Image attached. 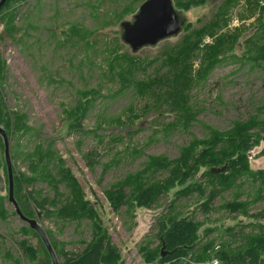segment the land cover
Returning <instances> with one entry per match:
<instances>
[{
	"label": "rangeland",
	"instance_id": "obj_1",
	"mask_svg": "<svg viewBox=\"0 0 264 264\" xmlns=\"http://www.w3.org/2000/svg\"><path fill=\"white\" fill-rule=\"evenodd\" d=\"M224 1L206 0L188 10L175 7L183 23L178 34L138 52H133L121 40L125 45L123 50L140 58L159 56L166 47L180 43L184 34L211 21ZM258 2L237 0L228 9L225 20H221L219 33L239 35L240 40L234 51L228 52L219 64L196 79L190 90L196 117L183 128L178 123L170 124L172 115L156 117L145 107L148 100L136 93L133 85L122 87L120 79L108 73L112 40L114 37L121 39L120 23L132 20L142 1L13 0L9 7L0 11V49L6 61L3 88L8 107L24 114L33 129L23 136H10L13 170L29 174L24 154L38 142L53 140V148L75 172L108 228L112 242L119 248L122 256L119 264H148L142 260L140 248L158 245L155 221L171 203L173 210L181 216H191L202 222L199 233L203 243L212 240L216 249L223 243L237 246L242 241V233H253L264 227V192L260 194L258 184L252 178L239 180L231 189L216 196L209 204V211L203 205L214 181L206 174V167L201 168L195 177L203 184L202 191L193 188L188 195L176 196L179 189L176 187L151 208L126 205L114 211L105 191L128 173L142 170L151 155L175 159L181 147L194 138L208 137L211 128L228 130L234 121L246 120L253 114L264 119V59L260 58L264 55V31L258 26L261 20L264 21L262 17L259 19L264 13L260 9L264 0ZM92 4L96 5L95 9L91 8ZM128 4L135 11L119 20L115 13ZM11 13H15L17 25L26 28L16 42L5 32L6 19ZM72 25L94 31L87 38L89 44L68 40L67 33ZM215 41L214 35H204L200 43L202 50L193 59L195 70L201 67L203 48L212 46ZM142 68V65L138 66L137 78H145L153 72L150 66L148 73L143 74ZM84 88H98L100 98L83 121L85 131L69 133L63 125L64 109L75 103L76 90ZM116 118L129 119L132 132L115 135L119 125L112 120ZM89 153L94 157L92 162L87 157ZM0 155L4 157L1 146ZM249 160L253 170L264 169V140L251 150ZM7 174V168L3 166L0 194L6 197V208L13 212L15 209L8 201ZM167 174L160 171L152 178H163ZM22 189L25 192L41 191L42 196L53 195L50 186L43 181L32 186L23 185ZM60 190L67 193L64 185ZM234 199L250 202L248 215L232 214L224 208L226 201ZM39 223L46 235L52 233L62 242L63 250L67 252H81L91 239L88 220L61 221L55 216L41 214ZM27 227L17 215L0 220V264H29L16 244L20 240L28 239L35 248H41L38 237L23 231ZM7 250L13 258L7 257ZM43 257L39 254L41 261ZM58 260L64 264L62 256ZM194 263L190 261V264Z\"/></svg>",
	"mask_w": 264,
	"mask_h": 264
},
{
	"label": "trees",
	"instance_id": "obj_2",
	"mask_svg": "<svg viewBox=\"0 0 264 264\" xmlns=\"http://www.w3.org/2000/svg\"><path fill=\"white\" fill-rule=\"evenodd\" d=\"M12 1L7 0L0 11L9 7ZM15 1L26 2L27 0ZM174 2L176 8L188 10L193 6L204 4L206 0H174ZM236 2L237 0H225L211 21L184 34L180 43L166 47L159 56L156 55L152 59L140 58L125 52L123 50L125 45L121 43V39L114 37L108 57V73L119 78L122 87L133 85L136 93L138 92L148 100L145 107L156 117L169 114L173 116L171 125L178 123L183 128L188 127L196 117L190 95L196 79L201 78L219 64L228 52L234 51L235 44L240 40L239 35L219 33L222 29L221 20H225L228 9ZM255 2L259 4L258 0ZM91 8L95 9L96 5L92 4ZM260 9L264 12V6H260ZM134 11L135 9L128 4L116 12L115 16L122 20ZM261 17L264 18V13L259 16V19ZM6 20V35L16 42L19 40L18 35L26 32V28L17 25L15 13H11ZM258 26L264 31V21L261 20ZM93 34L92 30L78 29L73 25L67 33L68 40L85 44H89L87 38ZM205 34L214 35L216 41L212 46L207 45L203 48L201 67L195 70L193 59L202 50L200 43ZM262 36L264 38V33ZM243 42L246 41L243 40ZM262 45L264 48V44ZM2 54L0 49V126L6 130L9 137L23 136L33 129L27 124L24 114L10 109L6 103L3 88L6 79V61ZM262 57L264 59V55L260 56ZM140 65L143 66V74L148 73L147 69L150 66L153 72L148 73L145 78H137ZM99 98L98 88L76 90L75 103L64 109L63 125L69 133L85 131L83 121ZM115 121L119 125L115 135L132 132L133 127L129 119L112 120V122ZM262 133H264V119H260L256 114L246 120L234 121L228 130L211 128L208 137L194 138L181 147L179 156L175 159H169L166 156H149L142 170L135 174L128 173L122 180L107 189L106 198L114 211H119L126 205L151 208L162 196L168 195L176 187H179L175 193L176 196L188 195L193 188L202 191L203 184L195 177L203 167L208 168L206 174L214 181L203 205L206 211L210 210L209 204L216 196L231 189L237 181L242 179L252 178L258 184L257 188L262 194L264 169L253 170L249 160L251 150L264 140ZM0 146L4 148L1 135ZM87 157L89 162L94 159L92 153H89ZM4 159L0 155V170L3 166L7 168ZM23 160L27 164L29 174L16 169L13 173L15 198L25 216L34 218L39 212L44 216H55L61 221L88 220L90 222L91 239L81 252L64 251L61 241L53 237L52 233L47 235L57 258L62 256L64 264H119L122 257L119 248L112 242L108 228L104 226L100 213L88 199L75 172L67 165L66 159L53 148V140L36 143L31 151L24 154ZM222 166L226 167L223 172H210L212 167ZM160 171L168 174L163 178H152ZM38 181L47 183L53 195L42 196L41 191L33 189L25 192L22 189L23 185L32 186ZM61 185L67 189L66 194L60 190ZM21 189L24 191L23 201ZM249 205L248 200L234 199L226 201L224 208L232 214L248 215ZM11 215H16V212H10L6 208V197L0 194V220L5 221ZM155 226L158 245L155 248L149 246L140 248L142 260L148 264H190V261H194V264H213V260L217 264H264V227L253 233H242V241L235 247L233 243H223L216 249L214 241L202 242L199 233L202 222L191 216H181L179 212L173 210L172 203L168 210L156 219ZM23 231L32 233L41 243L40 249L35 248L28 239L16 243L29 264H52L49 252L39 234L30 226ZM0 238H2L1 235ZM165 251H167L166 255L162 256V252ZM39 254L44 256L42 261L39 259ZM6 255L13 258L8 250Z\"/></svg>",
	"mask_w": 264,
	"mask_h": 264
},
{
	"label": "water",
	"instance_id": "obj_3",
	"mask_svg": "<svg viewBox=\"0 0 264 264\" xmlns=\"http://www.w3.org/2000/svg\"><path fill=\"white\" fill-rule=\"evenodd\" d=\"M6 2L7 0H0V9ZM182 24L179 13L174 6V0H144L132 20H124L120 23L121 40L133 52H138L144 47L154 46L160 41L178 34L182 29ZM0 135L3 138L4 158L8 173V201L13 205L16 215L39 234L49 252L52 264H60L45 230L39 223L41 213L38 212L37 219L25 216L15 198L10 137L2 126H0ZM225 168V166L212 167L210 172L221 173ZM166 253L167 251L162 252V256H165Z\"/></svg>",
	"mask_w": 264,
	"mask_h": 264
},
{
	"label": "built area",
	"instance_id": "obj_4",
	"mask_svg": "<svg viewBox=\"0 0 264 264\" xmlns=\"http://www.w3.org/2000/svg\"><path fill=\"white\" fill-rule=\"evenodd\" d=\"M213 264H217V262L215 260L212 261Z\"/></svg>",
	"mask_w": 264,
	"mask_h": 264
}]
</instances>
